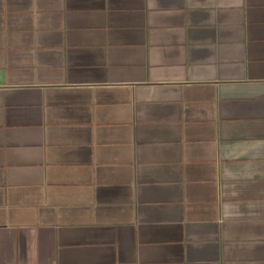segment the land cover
I'll return each mask as SVG.
<instances>
[{"label":"crops","instance_id":"1","mask_svg":"<svg viewBox=\"0 0 264 264\" xmlns=\"http://www.w3.org/2000/svg\"><path fill=\"white\" fill-rule=\"evenodd\" d=\"M0 264H264V0H0Z\"/></svg>","mask_w":264,"mask_h":264}]
</instances>
